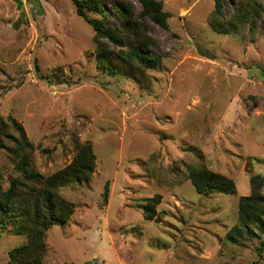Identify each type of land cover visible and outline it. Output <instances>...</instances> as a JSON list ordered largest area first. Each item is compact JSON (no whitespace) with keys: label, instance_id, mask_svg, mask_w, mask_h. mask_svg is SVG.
<instances>
[{"label":"rangeland","instance_id":"rangeland-1","mask_svg":"<svg viewBox=\"0 0 264 264\" xmlns=\"http://www.w3.org/2000/svg\"><path fill=\"white\" fill-rule=\"evenodd\" d=\"M161 1L167 28L150 22L159 48L144 49L160 64L140 77L113 57L126 72L98 67L95 31L73 0H0V118L22 125L43 175L85 142L96 159L89 180L60 189L74 212L46 232L42 264H264V235L225 238L250 178L264 179V0H221L224 19L239 2L261 5L254 32L234 34L210 26L215 0ZM101 2L105 23L120 25L115 0ZM200 166L236 192L197 193L187 173ZM14 176L0 149L4 189ZM157 195L159 219L148 220L140 205ZM25 242L12 222L0 226V264Z\"/></svg>","mask_w":264,"mask_h":264},{"label":"trees","instance_id":"trees-1","mask_svg":"<svg viewBox=\"0 0 264 264\" xmlns=\"http://www.w3.org/2000/svg\"><path fill=\"white\" fill-rule=\"evenodd\" d=\"M139 13L127 0H115L111 5L120 25L105 23L108 10L101 0H73L76 14L84 18L94 29L97 43L98 67L106 73H124L125 68L116 67L107 58H117L132 70L133 74L145 77L144 71L159 66L161 57L150 55L144 49L159 48L158 41L149 34L150 22L167 28L168 12L162 8L161 0H138ZM261 5L239 2L228 19L221 17V0H215V9L209 19L210 26L222 33H238L248 26L253 33ZM99 14L100 19L89 18L88 14ZM110 44L117 49H111ZM126 72V71H125ZM0 149L7 151V158L16 176L3 188L0 183V226L9 222L16 225L18 234L25 235L26 242L8 252L7 264H42L46 252V232L53 225H64L74 212V204L66 200L60 189L71 182H85L92 175L96 159L91 144L77 145L70 163L50 175H43L32 167L33 144L26 136L22 125L12 118H0ZM187 178L200 195L234 194V182L204 166L188 169ZM264 179L260 175L250 178L251 191L242 195L237 204V221L226 233L227 241H241L264 235ZM109 182L104 185L103 201L107 202ZM160 196L146 199L141 204L144 217L159 219L155 207ZM264 247V240L261 242Z\"/></svg>","mask_w":264,"mask_h":264}]
</instances>
